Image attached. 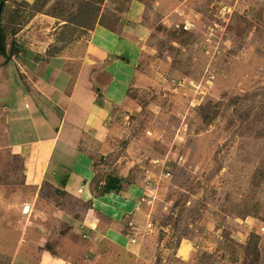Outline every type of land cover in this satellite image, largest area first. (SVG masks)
Here are the masks:
<instances>
[{
    "label": "rangeland",
    "instance_id": "rangeland-1",
    "mask_svg": "<svg viewBox=\"0 0 264 264\" xmlns=\"http://www.w3.org/2000/svg\"><path fill=\"white\" fill-rule=\"evenodd\" d=\"M13 12L54 18L40 35L56 47L100 25L137 50L91 154L96 184L142 188L135 236L124 248L85 240L89 264H264V0H38ZM33 193L0 148V264L57 254L70 228L52 207L86 208L47 185Z\"/></svg>",
    "mask_w": 264,
    "mask_h": 264
},
{
    "label": "crops",
    "instance_id": "crops-1",
    "mask_svg": "<svg viewBox=\"0 0 264 264\" xmlns=\"http://www.w3.org/2000/svg\"><path fill=\"white\" fill-rule=\"evenodd\" d=\"M36 1L6 0L0 13V148L21 159L24 185L33 196L41 198L47 185L60 199L86 205L78 218L52 207L70 229L60 238L66 246L57 247V254L43 251L39 264H89L85 240L124 248L135 236L142 188L117 176L120 189L102 193L108 176L95 183L92 151L103 146L109 107L124 99L137 50L100 25L84 33L83 45L79 38L75 46L56 47L54 34L40 35L47 30L42 24L54 18L35 13L24 22L13 18L15 6L32 7Z\"/></svg>",
    "mask_w": 264,
    "mask_h": 264
},
{
    "label": "trees",
    "instance_id": "trees-1",
    "mask_svg": "<svg viewBox=\"0 0 264 264\" xmlns=\"http://www.w3.org/2000/svg\"><path fill=\"white\" fill-rule=\"evenodd\" d=\"M5 1L6 0H0V13H1V11H2V8H3V6H4V3H5ZM38 1V0H37ZM36 1V2H37ZM36 2H35V4H36ZM35 4H34V6H35ZM33 6V7H34ZM2 33L0 32V35H1ZM2 36V35H1ZM2 38H3V36H2ZM4 39V38H3ZM0 53L1 54H3L4 53V45H3V51H0ZM119 183H120V180L119 179H117V178H114V177H107V182H106V184L102 187V189H101V192L102 193H108V192H111V191H115V190H119L120 189V187H119Z\"/></svg>",
    "mask_w": 264,
    "mask_h": 264
},
{
    "label": "water",
    "instance_id": "water-1",
    "mask_svg": "<svg viewBox=\"0 0 264 264\" xmlns=\"http://www.w3.org/2000/svg\"><path fill=\"white\" fill-rule=\"evenodd\" d=\"M0 51H3V38L1 35H0ZM27 210H28V207L25 206L24 212H26Z\"/></svg>",
    "mask_w": 264,
    "mask_h": 264
}]
</instances>
